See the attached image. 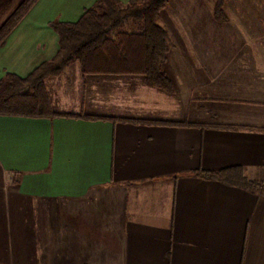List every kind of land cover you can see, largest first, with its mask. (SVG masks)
<instances>
[{
    "label": "crops",
    "instance_id": "1",
    "mask_svg": "<svg viewBox=\"0 0 264 264\" xmlns=\"http://www.w3.org/2000/svg\"><path fill=\"white\" fill-rule=\"evenodd\" d=\"M23 1L0 0V28ZM98 1L37 0L0 44V82ZM216 2L159 15L173 91L74 60L45 80L56 115L0 114V264H264V189L197 174L264 181V0H225L224 21Z\"/></svg>",
    "mask_w": 264,
    "mask_h": 264
},
{
    "label": "trees",
    "instance_id": "2",
    "mask_svg": "<svg viewBox=\"0 0 264 264\" xmlns=\"http://www.w3.org/2000/svg\"><path fill=\"white\" fill-rule=\"evenodd\" d=\"M37 0H24L0 28V44ZM170 0H99L76 22H55L59 49L23 77L7 72L0 82V114L54 116L45 80L56 76L71 61L80 62L83 73L142 74L148 83L168 92L173 84L163 65L170 50L167 32L159 25L161 11ZM225 0H217L215 17L227 20ZM141 25L139 31L124 30L127 21ZM113 34V35H112ZM197 174L246 189H264V181L250 179L240 166Z\"/></svg>",
    "mask_w": 264,
    "mask_h": 264
},
{
    "label": "rangeland",
    "instance_id": "3",
    "mask_svg": "<svg viewBox=\"0 0 264 264\" xmlns=\"http://www.w3.org/2000/svg\"><path fill=\"white\" fill-rule=\"evenodd\" d=\"M138 26H139V23L138 22H136V27L138 28ZM124 30H130L129 28H128V26H127V24L125 25V27H124ZM137 30V29H136ZM113 35V34H112Z\"/></svg>",
    "mask_w": 264,
    "mask_h": 264
}]
</instances>
